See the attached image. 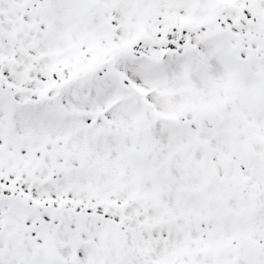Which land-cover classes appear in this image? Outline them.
<instances>
[{"label":"snow or ice","instance_id":"obj_1","mask_svg":"<svg viewBox=\"0 0 264 264\" xmlns=\"http://www.w3.org/2000/svg\"><path fill=\"white\" fill-rule=\"evenodd\" d=\"M0 264H264V0H0Z\"/></svg>","mask_w":264,"mask_h":264}]
</instances>
